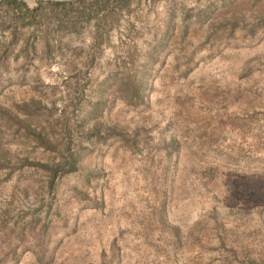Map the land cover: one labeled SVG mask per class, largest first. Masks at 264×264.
<instances>
[{
	"label": "rangeland",
	"instance_id": "obj_1",
	"mask_svg": "<svg viewBox=\"0 0 264 264\" xmlns=\"http://www.w3.org/2000/svg\"><path fill=\"white\" fill-rule=\"evenodd\" d=\"M131 8L96 50L0 36V264H264V0Z\"/></svg>",
	"mask_w": 264,
	"mask_h": 264
},
{
	"label": "trees",
	"instance_id": "obj_2",
	"mask_svg": "<svg viewBox=\"0 0 264 264\" xmlns=\"http://www.w3.org/2000/svg\"><path fill=\"white\" fill-rule=\"evenodd\" d=\"M135 1L38 0L30 5L24 0H0L2 43L31 40L34 54L56 56L63 51L67 36L79 35L89 28L92 47L96 50L107 42L116 23L125 16L133 18L131 7ZM68 152V155L63 153L55 167H44L50 171L52 180L76 170L77 159L69 149Z\"/></svg>",
	"mask_w": 264,
	"mask_h": 264
}]
</instances>
